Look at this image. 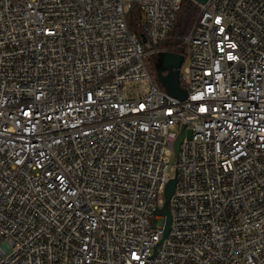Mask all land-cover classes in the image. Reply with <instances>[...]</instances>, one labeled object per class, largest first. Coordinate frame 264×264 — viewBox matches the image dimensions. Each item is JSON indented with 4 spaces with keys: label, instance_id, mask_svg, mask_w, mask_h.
Here are the masks:
<instances>
[{
    "label": "built area",
    "instance_id": "built-area-1",
    "mask_svg": "<svg viewBox=\"0 0 264 264\" xmlns=\"http://www.w3.org/2000/svg\"><path fill=\"white\" fill-rule=\"evenodd\" d=\"M180 1L0 0V264H264V0L195 4L176 98Z\"/></svg>",
    "mask_w": 264,
    "mask_h": 264
},
{
    "label": "trees",
    "instance_id": "trees-1",
    "mask_svg": "<svg viewBox=\"0 0 264 264\" xmlns=\"http://www.w3.org/2000/svg\"><path fill=\"white\" fill-rule=\"evenodd\" d=\"M196 12L197 6L191 0H181L168 36L166 40L161 43V46L171 48L170 52L178 54L181 59L184 57V52L182 46H178V44L180 43L182 36L187 33ZM139 20L140 14L138 8L135 5H132L125 14V22L128 30L135 33L137 37L140 36ZM155 55H153V57L149 60V64H152V72L155 78V81H153L155 82L157 88L175 97H182L184 90L180 82L179 73L177 76V85L176 87H172L168 78L164 77L165 74L163 71H161L159 75L157 74L154 63Z\"/></svg>",
    "mask_w": 264,
    "mask_h": 264
},
{
    "label": "water",
    "instance_id": "water-1",
    "mask_svg": "<svg viewBox=\"0 0 264 264\" xmlns=\"http://www.w3.org/2000/svg\"><path fill=\"white\" fill-rule=\"evenodd\" d=\"M191 1L194 4H202L205 0H191ZM160 56H161L160 57L161 63L160 64L155 63V69H156L157 74L159 75L161 71L167 70L164 77L168 78L172 87H176L178 68H179L181 61H182L181 57L178 54L171 53V52L160 53ZM167 94H169V93H167ZM169 95H171V94H169ZM171 96H173V95H171ZM183 97H184V93H183L182 97H176V98H183ZM184 135H185L184 125H181L179 132L173 141V154H174L175 160L177 158L179 143L181 142ZM175 178H176V170L173 171V175L165 183L164 188H163L162 205L156 209L157 213L164 216L163 233H162V236H161L159 242L162 241V239L165 237V235L168 231L169 211L167 208V203H168L169 196H170V194L173 190V187H174Z\"/></svg>",
    "mask_w": 264,
    "mask_h": 264
},
{
    "label": "rangeland",
    "instance_id": "rangeland-1",
    "mask_svg": "<svg viewBox=\"0 0 264 264\" xmlns=\"http://www.w3.org/2000/svg\"><path fill=\"white\" fill-rule=\"evenodd\" d=\"M123 1L127 2V1H133V0H123ZM160 57H161L160 54L155 55L154 63L160 64L161 63ZM148 71H149V75L151 79L155 81L154 74L152 72V64L148 63ZM146 91H147V81L146 80L130 82L126 84L123 88V92L129 95L130 97L141 96ZM174 163H175V157H174V154H171L169 156V164L173 165Z\"/></svg>",
    "mask_w": 264,
    "mask_h": 264
},
{
    "label": "flooded vegetation",
    "instance_id": "flooded-vegetation-1",
    "mask_svg": "<svg viewBox=\"0 0 264 264\" xmlns=\"http://www.w3.org/2000/svg\"><path fill=\"white\" fill-rule=\"evenodd\" d=\"M167 70H163V73L166 74Z\"/></svg>",
    "mask_w": 264,
    "mask_h": 264
}]
</instances>
